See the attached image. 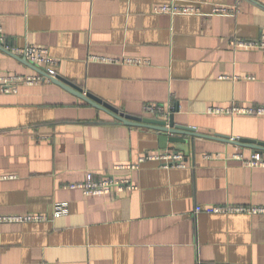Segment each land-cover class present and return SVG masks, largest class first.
Segmentation results:
<instances>
[{
    "label": "crops",
    "instance_id": "obj_1",
    "mask_svg": "<svg viewBox=\"0 0 264 264\" xmlns=\"http://www.w3.org/2000/svg\"><path fill=\"white\" fill-rule=\"evenodd\" d=\"M170 1L0 0V22L10 45L47 49L57 76L121 113L153 118L144 105L171 104L174 122L197 134L264 143V116L206 112L264 105V51L229 45L264 33V0H174L204 14L237 4L235 16L153 12ZM92 55L149 64L90 62ZM34 72L0 50V74ZM157 135L53 83L0 95V214L50 218L0 224V264H264V215L195 212L264 206V168L243 164L255 150L194 137L186 168L115 169L164 151ZM87 173L129 178L137 190L104 197L67 188ZM59 203L68 213L52 219Z\"/></svg>",
    "mask_w": 264,
    "mask_h": 264
},
{
    "label": "built area",
    "instance_id": "obj_2",
    "mask_svg": "<svg viewBox=\"0 0 264 264\" xmlns=\"http://www.w3.org/2000/svg\"><path fill=\"white\" fill-rule=\"evenodd\" d=\"M240 0H237L239 2ZM153 12L158 14L175 15H198V16H235L239 12L237 4L235 6H212L211 12L204 14L200 7L196 4H181L178 5L171 0L167 4L154 6ZM233 51H264V33L254 40L233 39L229 42ZM0 48L6 53H11L20 58L25 59L29 64L33 65L41 72H34L30 75L21 74H0V95H15L21 86H34L41 83H51L49 78L56 76L55 66L57 61L48 53V50L43 47L34 45H24L22 47L10 45L5 37L1 22H0ZM88 61L104 64L115 65H130V66H145L148 61L137 58H113L101 57L92 55ZM221 80H227L229 77L221 76ZM175 110L171 104H154L149 103L144 105L143 111L151 115L154 119H167ZM207 114L211 115H227V116H264V105L255 106H239L231 105L229 107H209ZM232 140H235L232 138ZM212 156H207V158ZM144 162H157L163 168H186L187 162L185 156L180 152L175 151H156L153 153L141 155L136 163L119 166L115 169H125L137 171L140 165ZM243 164L248 168H264V159L258 152H253ZM6 179V178H5ZM71 190H79L83 196H104L114 197L120 194L131 193L137 190V187L130 181L129 178H116L109 175H103L95 178L93 174L87 173L84 179L78 183H72L67 186ZM206 211L212 214L230 215V214H245V215H264V206H234V205H214L203 209L196 207L195 212ZM68 209L66 203H59L53 207L51 218L57 219L67 215ZM50 219L47 215L40 214H20V215H5L0 214V224H19L42 222Z\"/></svg>",
    "mask_w": 264,
    "mask_h": 264
},
{
    "label": "water",
    "instance_id": "obj_3",
    "mask_svg": "<svg viewBox=\"0 0 264 264\" xmlns=\"http://www.w3.org/2000/svg\"><path fill=\"white\" fill-rule=\"evenodd\" d=\"M1 51H3L0 48ZM4 52V51H3ZM14 59L20 61L23 65L31 68L35 72H41L40 69H37L33 65L29 64L25 59L20 58L11 53H7ZM51 83L61 87L65 91L75 95L80 98L90 106L95 109L106 112L114 119L130 126L136 127H146L157 132V141L159 149L162 150H172L175 152H180L185 156V160H187V155L189 153V148L192 145L191 140L194 137L204 138V139H212L219 140L224 142H232L237 146L248 147L255 150L254 152L262 153L264 152V143L256 142L251 139H235L233 141H229L228 137L221 135H200L195 132V129L184 125H178L174 122L173 115L170 114L167 119H154V118H139L130 115H126L124 113L119 112L116 108L111 105L101 101L99 98L91 95L90 93L84 92L80 87L62 79L59 76H55L49 78ZM177 111V108H176Z\"/></svg>",
    "mask_w": 264,
    "mask_h": 264
}]
</instances>
